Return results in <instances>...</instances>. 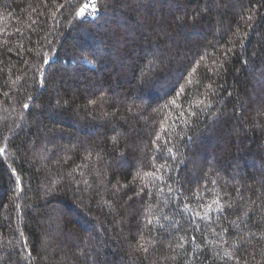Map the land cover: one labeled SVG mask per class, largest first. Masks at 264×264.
<instances>
[{
	"label": "trees",
	"instance_id": "trees-1",
	"mask_svg": "<svg viewBox=\"0 0 264 264\" xmlns=\"http://www.w3.org/2000/svg\"><path fill=\"white\" fill-rule=\"evenodd\" d=\"M0 149V264H264V0H0Z\"/></svg>",
	"mask_w": 264,
	"mask_h": 264
},
{
	"label": "built area",
	"instance_id": "built-area-1",
	"mask_svg": "<svg viewBox=\"0 0 264 264\" xmlns=\"http://www.w3.org/2000/svg\"><path fill=\"white\" fill-rule=\"evenodd\" d=\"M85 7L89 9L91 17H95L98 12V5L96 2L89 1L85 3Z\"/></svg>",
	"mask_w": 264,
	"mask_h": 264
},
{
	"label": "rangeland",
	"instance_id": "rangeland-1",
	"mask_svg": "<svg viewBox=\"0 0 264 264\" xmlns=\"http://www.w3.org/2000/svg\"><path fill=\"white\" fill-rule=\"evenodd\" d=\"M93 2H95V1H93ZM87 8V7H86ZM88 9V8H87ZM89 10V9H88ZM14 245V244H13Z\"/></svg>",
	"mask_w": 264,
	"mask_h": 264
},
{
	"label": "snow or ice",
	"instance_id": "snow-or-ice-1",
	"mask_svg": "<svg viewBox=\"0 0 264 264\" xmlns=\"http://www.w3.org/2000/svg\"><path fill=\"white\" fill-rule=\"evenodd\" d=\"M0 151H2V149H0Z\"/></svg>",
	"mask_w": 264,
	"mask_h": 264
}]
</instances>
